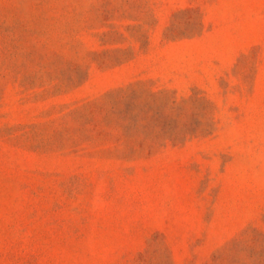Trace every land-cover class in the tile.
<instances>
[{
  "label": "rangeland",
  "instance_id": "obj_1",
  "mask_svg": "<svg viewBox=\"0 0 264 264\" xmlns=\"http://www.w3.org/2000/svg\"><path fill=\"white\" fill-rule=\"evenodd\" d=\"M0 264H264V0H0Z\"/></svg>",
  "mask_w": 264,
  "mask_h": 264
}]
</instances>
